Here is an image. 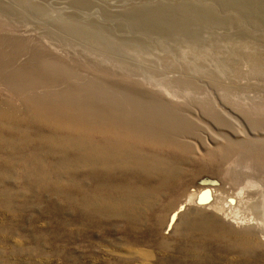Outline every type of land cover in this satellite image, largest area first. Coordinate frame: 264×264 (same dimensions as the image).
Segmentation results:
<instances>
[{
	"label": "rangeland",
	"instance_id": "rangeland-1",
	"mask_svg": "<svg viewBox=\"0 0 264 264\" xmlns=\"http://www.w3.org/2000/svg\"><path fill=\"white\" fill-rule=\"evenodd\" d=\"M0 264H264V0H0Z\"/></svg>",
	"mask_w": 264,
	"mask_h": 264
},
{
	"label": "bare ground",
	"instance_id": "bare-ground-1",
	"mask_svg": "<svg viewBox=\"0 0 264 264\" xmlns=\"http://www.w3.org/2000/svg\"><path fill=\"white\" fill-rule=\"evenodd\" d=\"M40 106L35 108L34 111L31 110L30 111V115L34 116L36 119H41V120H45V121H61L62 124H68L69 128H71V130H75L77 133H79L78 135L81 136L83 139L81 142H79L78 144H72L74 145V148L77 149H81V152L84 154H88L86 153V151L90 152L91 155H89L91 157V159L89 158L86 163H98L100 161H102L101 158L102 157V153L101 151H99V147L97 143H95L93 145V142L91 143L90 141V132L92 130H98L100 132L105 131L106 129H108L107 127H116L118 128V130L120 131H126L129 133V135L131 136H136L138 138L141 139H145V140H150V141H154V142H163V141H168V142H175L174 138L171 133L167 130H150V129H146V128H139L135 125L128 124V122L123 119L122 117L117 118V117H112V118H107V116L103 115V111L101 110H96L93 109L91 107H86V108H77L75 110H65L60 108L58 105L56 104H48L47 106L41 105L40 103H38ZM90 108V109H88ZM78 110V111H76ZM108 121H107V119ZM153 131L152 135H149V133ZM77 135V136H78ZM67 141V144H69V142L71 141L70 138L67 137V140L62 141L63 143ZM73 141V140H72ZM78 141V140H77ZM76 141V142H77ZM86 142L84 145L83 143ZM121 141H114V142H109V145L111 146V144H113L114 149L116 150H111L112 153H114L111 156H114V160L122 163L123 161H125V159L127 158H137L140 161V164H144V167L146 168V165H156V167L162 166V168L165 167V170L168 171L169 167H166L164 164V162H161L159 159L158 161H151L149 160L148 154L147 153H143L141 154V151H137V150H133L129 147L133 146V145H129L128 147H123L120 143ZM73 143V142H72ZM75 143V142H74ZM89 153V154H90ZM105 155V154H104ZM103 155V156H104ZM154 168V167H152ZM170 171L171 168H170ZM168 176V175H167Z\"/></svg>",
	"mask_w": 264,
	"mask_h": 264
}]
</instances>
